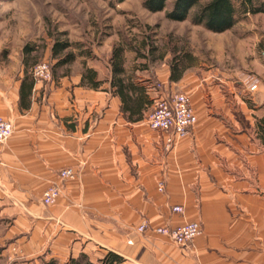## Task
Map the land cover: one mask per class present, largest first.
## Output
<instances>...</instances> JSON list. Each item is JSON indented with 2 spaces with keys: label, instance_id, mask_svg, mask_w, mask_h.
<instances>
[{
  "label": "crops",
  "instance_id": "0c3cea01",
  "mask_svg": "<svg viewBox=\"0 0 264 264\" xmlns=\"http://www.w3.org/2000/svg\"><path fill=\"white\" fill-rule=\"evenodd\" d=\"M89 63L76 55L49 81L34 80L29 90L25 81L21 92V63L12 77L0 74V116L12 127L0 145V246L26 261L97 249L124 264H264V87L256 86L249 109L194 89L196 122L167 148L145 118L178 80L169 81L168 70L151 78L124 65L151 100L138 120L127 119L107 60L105 71ZM83 66L97 88L82 83ZM63 168L76 176L59 179ZM50 184L60 195L42 206ZM189 221L201 233L184 246L152 231ZM142 222L148 228L138 233Z\"/></svg>",
  "mask_w": 264,
  "mask_h": 264
},
{
  "label": "rangeland",
  "instance_id": "374dc122",
  "mask_svg": "<svg viewBox=\"0 0 264 264\" xmlns=\"http://www.w3.org/2000/svg\"><path fill=\"white\" fill-rule=\"evenodd\" d=\"M171 1L166 0L165 10ZM140 2L0 0L1 77L16 73L25 45L34 48L28 57L32 67L46 61L55 74L62 69L53 68L49 59L54 39L74 44L65 52H84L83 56L91 58L100 71H105L111 46L119 43L126 48L123 62L128 70L153 78L155 71L168 70L171 61L180 60L184 70L173 86L175 91L188 97L198 88L222 94L234 108L240 103L248 109L252 106L250 99L256 90L250 91L249 85L264 87V13L247 11L226 31L210 32L190 24L188 19L167 20L164 10L149 13ZM140 42L145 45L140 46ZM3 226L1 223L0 233ZM94 250L87 257L96 264L105 252ZM17 252L13 246H0V264H42L49 258L42 254L26 261ZM69 258L68 252L56 260L66 264Z\"/></svg>",
  "mask_w": 264,
  "mask_h": 264
},
{
  "label": "trees",
  "instance_id": "16d2710c",
  "mask_svg": "<svg viewBox=\"0 0 264 264\" xmlns=\"http://www.w3.org/2000/svg\"><path fill=\"white\" fill-rule=\"evenodd\" d=\"M123 1V0H117ZM140 4L149 13L163 11L164 17L168 20L181 22L188 19L190 24L197 26L212 32H224L226 29L232 27L240 18L245 16L248 11L254 13H264L263 0H172L171 6L168 10H165L166 0H141ZM67 40H57L51 43L49 50V59L53 61V68L60 65L68 64L77 54L72 51L65 52L68 47L72 46ZM145 42H140V46H144ZM128 46V45H126ZM111 51L107 58L110 71L109 85L115 93L118 95L121 102V111L126 115L127 119L138 120L139 111L142 107V103L151 105V100L147 98L145 94L144 86H140L136 81L133 71L127 72L124 68L123 51L126 49L122 44H113ZM34 50L33 46L25 45L22 49L21 64L23 66V78L20 84L19 91L25 81L29 82L24 86V89L29 90L34 80L31 76V64L29 60V54ZM137 53L139 50L134 49ZM152 51L148 50L151 54ZM79 56H83L84 52H78ZM146 55L143 54L142 57ZM180 60H173L169 63L168 80L177 81L182 76L184 67L181 66ZM95 73L91 68L83 66V73L81 75V81L84 85L90 88H97L100 81H96L94 77ZM155 83V82H154ZM153 83V84H154ZM156 84V83H155ZM136 114H138L136 116ZM264 124V119H262ZM123 259L121 256L106 251L101 259L96 264H122ZM42 264H58L57 260L53 257L42 260ZM66 264H94L89 261L85 253H78L76 257H70Z\"/></svg>",
  "mask_w": 264,
  "mask_h": 264
},
{
  "label": "built area",
  "instance_id": "2783aa9c",
  "mask_svg": "<svg viewBox=\"0 0 264 264\" xmlns=\"http://www.w3.org/2000/svg\"><path fill=\"white\" fill-rule=\"evenodd\" d=\"M33 80L49 81L51 76L50 65L46 61H40L31 69ZM161 84L156 82L155 88H159ZM254 84L249 85V90H255ZM146 125L150 130L161 132L164 135L165 147H171L177 138L186 136L188 127L196 122L191 104L186 94L178 91H170L169 94L158 97L146 116ZM12 132L9 122L0 116V145L6 142ZM76 171L72 168H63L58 171V178L61 180L73 179ZM160 184L158 190H160ZM60 188L56 184H50L41 192L40 204L48 206L55 203L59 197ZM172 212H181L180 206H175ZM148 228L147 222H142L136 227L138 233L144 232ZM153 233L163 235L168 238L174 245L184 246L193 238L198 236L200 225L196 221H189L173 228L166 226L155 227Z\"/></svg>",
  "mask_w": 264,
  "mask_h": 264
}]
</instances>
